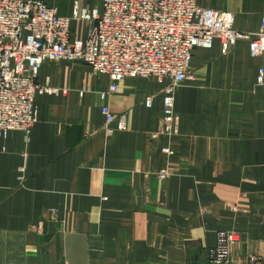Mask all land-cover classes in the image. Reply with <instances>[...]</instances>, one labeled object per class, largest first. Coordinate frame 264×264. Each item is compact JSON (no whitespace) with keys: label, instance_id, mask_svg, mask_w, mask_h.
I'll return each mask as SVG.
<instances>
[{"label":"crops","instance_id":"0c3cea01","mask_svg":"<svg viewBox=\"0 0 264 264\" xmlns=\"http://www.w3.org/2000/svg\"><path fill=\"white\" fill-rule=\"evenodd\" d=\"M42 1L61 17L101 11V0ZM197 5L232 12L238 32L261 29L264 0ZM71 27L87 38L88 22ZM261 65L246 40L193 50V80L175 92L178 135L166 136L164 83L127 78L111 94L87 64H45L38 83L54 92L36 97V124L0 142V264H210L227 232L240 236L230 264H264ZM102 106L128 130L108 136Z\"/></svg>","mask_w":264,"mask_h":264},{"label":"built area","instance_id":"2783aa9c","mask_svg":"<svg viewBox=\"0 0 264 264\" xmlns=\"http://www.w3.org/2000/svg\"><path fill=\"white\" fill-rule=\"evenodd\" d=\"M75 20L90 24L85 40L73 38ZM234 22L232 12L201 8L197 0H101V11L76 7L70 18L59 16L42 0H0V141L14 131L30 134L38 117L36 97L54 92L38 83L41 69L59 62H81L95 76H108L111 94L127 78L164 83L159 133L178 135L175 92L193 80V50L211 48L219 39L227 53L246 40L254 59L264 56V18L253 35L236 31ZM258 84L264 87V65ZM102 113L108 136L128 130L125 115L117 116L108 106H102ZM20 172L22 181L24 168ZM159 176L165 179L168 173ZM239 241L237 233H221L209 252L210 264H230V247Z\"/></svg>","mask_w":264,"mask_h":264},{"label":"rangeland","instance_id":"374dc122","mask_svg":"<svg viewBox=\"0 0 264 264\" xmlns=\"http://www.w3.org/2000/svg\"><path fill=\"white\" fill-rule=\"evenodd\" d=\"M3 140H1L0 142H2ZM227 233H235V232H227ZM231 248V247H230ZM231 252V251H230Z\"/></svg>","mask_w":264,"mask_h":264}]
</instances>
